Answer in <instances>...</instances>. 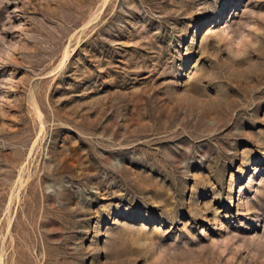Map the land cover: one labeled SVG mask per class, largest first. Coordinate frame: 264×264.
<instances>
[{
    "label": "rangeland",
    "instance_id": "rangeland-1",
    "mask_svg": "<svg viewBox=\"0 0 264 264\" xmlns=\"http://www.w3.org/2000/svg\"><path fill=\"white\" fill-rule=\"evenodd\" d=\"M0 264H264V0H0Z\"/></svg>",
    "mask_w": 264,
    "mask_h": 264
}]
</instances>
